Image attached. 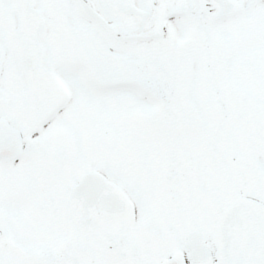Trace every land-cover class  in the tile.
<instances>
[{
    "label": "snow or ice",
    "instance_id": "1",
    "mask_svg": "<svg viewBox=\"0 0 264 264\" xmlns=\"http://www.w3.org/2000/svg\"><path fill=\"white\" fill-rule=\"evenodd\" d=\"M0 264H264V0H0Z\"/></svg>",
    "mask_w": 264,
    "mask_h": 264
}]
</instances>
